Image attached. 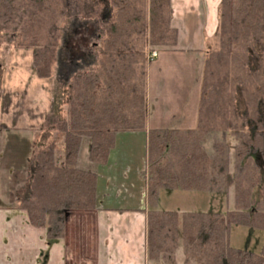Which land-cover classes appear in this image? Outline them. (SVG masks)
<instances>
[{"label":"trees","instance_id":"obj_1","mask_svg":"<svg viewBox=\"0 0 264 264\" xmlns=\"http://www.w3.org/2000/svg\"><path fill=\"white\" fill-rule=\"evenodd\" d=\"M14 3L0 0V34L18 18ZM29 3L19 16L24 23L18 45L31 49L36 76L45 79L57 61L68 5ZM83 4L78 1L81 11ZM171 13L170 0H88V70L68 76V115L58 123L65 134L64 163L55 164L53 145L30 157L25 196L15 207L45 229L48 244L63 237L68 211L95 208L97 175L74 168L81 138H90L89 160L101 167L117 133L146 132L148 53L175 44ZM217 19L214 43L205 50L196 128L147 131L149 261L171 258L182 244L184 264H264V243L258 252L229 243L232 225L264 231V0H220ZM148 47L153 49L147 53ZM163 189H231L233 208L158 211Z\"/></svg>","mask_w":264,"mask_h":264},{"label":"crops","instance_id":"obj_2","mask_svg":"<svg viewBox=\"0 0 264 264\" xmlns=\"http://www.w3.org/2000/svg\"><path fill=\"white\" fill-rule=\"evenodd\" d=\"M219 2L170 0V26L176 30V42L158 49L157 57L147 64L146 132L117 133L112 151L120 136L128 142L136 137L138 143L144 139L146 156L148 130L196 128L205 50L214 43ZM88 149L81 155V142L78 166L85 164ZM118 159L124 164L119 172L113 166H95V208L82 212V217L78 211H68L63 237L50 244L45 229L30 224L26 213L15 208L17 204L0 206V264H147L146 159L143 174L130 169L127 176L123 173L130 158L123 155ZM101 184L110 190L102 187L98 193Z\"/></svg>","mask_w":264,"mask_h":264},{"label":"rangeland","instance_id":"obj_3","mask_svg":"<svg viewBox=\"0 0 264 264\" xmlns=\"http://www.w3.org/2000/svg\"><path fill=\"white\" fill-rule=\"evenodd\" d=\"M78 1L66 0L67 15L60 23L61 32L64 34L58 49L60 51L56 54L57 61L50 68L49 78L42 79L36 76L31 64V49L18 45L20 28L24 23L19 16H22L23 10L30 4L29 0H15L16 8L21 10L17 12L18 18L0 34V206L16 204L20 197L25 196L26 189L22 190V187L28 185V171L34 164L30 157L35 156L40 150L53 145L55 164L61 166L64 163L65 134L59 130L58 123L67 119L68 115L67 78L76 70H88V55L85 54L89 48L88 0H84L82 11ZM76 46L80 47V51L75 48ZM150 49L147 48V53ZM71 56L75 58L72 63ZM150 61L148 59V62ZM60 65L62 71H59ZM81 140H83L81 155H84V148L89 147L90 150L91 141L87 136H83ZM209 142L205 146L210 153ZM123 155L130 158V164L133 161L132 166L129 164L125 169L124 175L131 174L130 169L144 173L146 159L144 139L142 143H138V138L136 140L135 137L128 142L124 136H120L115 150L111 152V161L106 165L113 166L116 172L121 171L124 164L118 158ZM77 159L75 169L93 173L97 164L89 160V154L82 166L77 165ZM140 186L142 191L143 184ZM102 187L106 191L110 190L107 185L101 184L98 193ZM107 199H110L108 195ZM158 199L156 206L158 211L225 212L233 208L231 189L227 193L223 190L208 193L163 189L160 190ZM107 202L108 200L104 199V203ZM123 206L129 205L121 207ZM86 210L88 209L76 211L82 217L81 213ZM229 243L235 248L258 252L264 243V231L232 225ZM181 245L178 244L171 258L156 262L147 260V264H184L186 255Z\"/></svg>","mask_w":264,"mask_h":264},{"label":"built area","instance_id":"obj_4","mask_svg":"<svg viewBox=\"0 0 264 264\" xmlns=\"http://www.w3.org/2000/svg\"><path fill=\"white\" fill-rule=\"evenodd\" d=\"M157 55H158V51L157 50H152L148 54V59L149 60H153L154 58L157 57Z\"/></svg>","mask_w":264,"mask_h":264}]
</instances>
